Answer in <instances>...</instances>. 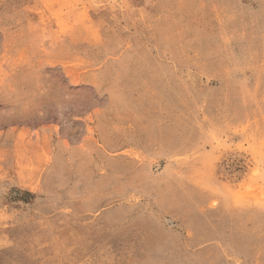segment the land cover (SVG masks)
Wrapping results in <instances>:
<instances>
[{"label":"rangeland","instance_id":"1","mask_svg":"<svg viewBox=\"0 0 264 264\" xmlns=\"http://www.w3.org/2000/svg\"><path fill=\"white\" fill-rule=\"evenodd\" d=\"M0 264H264V0H0Z\"/></svg>","mask_w":264,"mask_h":264}]
</instances>
